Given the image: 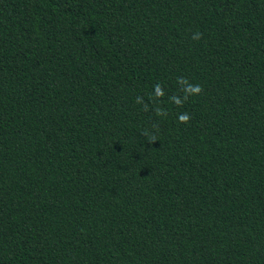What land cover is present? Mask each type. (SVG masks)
<instances>
[{
  "label": "trees",
  "instance_id": "obj_1",
  "mask_svg": "<svg viewBox=\"0 0 264 264\" xmlns=\"http://www.w3.org/2000/svg\"><path fill=\"white\" fill-rule=\"evenodd\" d=\"M0 264H264V0H0Z\"/></svg>",
  "mask_w": 264,
  "mask_h": 264
},
{
  "label": "clouds",
  "instance_id": "obj_2",
  "mask_svg": "<svg viewBox=\"0 0 264 264\" xmlns=\"http://www.w3.org/2000/svg\"><path fill=\"white\" fill-rule=\"evenodd\" d=\"M192 92H199V88H193L191 89Z\"/></svg>",
  "mask_w": 264,
  "mask_h": 264
}]
</instances>
